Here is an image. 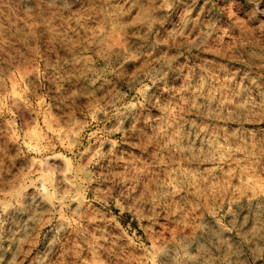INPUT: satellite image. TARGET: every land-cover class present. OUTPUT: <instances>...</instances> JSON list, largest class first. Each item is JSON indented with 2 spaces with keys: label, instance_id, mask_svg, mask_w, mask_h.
<instances>
[{
  "label": "clouds",
  "instance_id": "1",
  "mask_svg": "<svg viewBox=\"0 0 264 264\" xmlns=\"http://www.w3.org/2000/svg\"><path fill=\"white\" fill-rule=\"evenodd\" d=\"M0 264H264V0H0Z\"/></svg>",
  "mask_w": 264,
  "mask_h": 264
}]
</instances>
